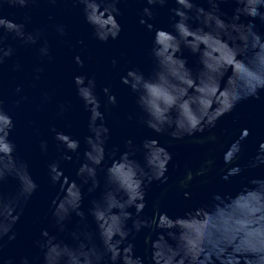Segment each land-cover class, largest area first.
I'll return each mask as SVG.
<instances>
[{
	"label": "clouds",
	"instance_id": "clouds-1",
	"mask_svg": "<svg viewBox=\"0 0 264 264\" xmlns=\"http://www.w3.org/2000/svg\"><path fill=\"white\" fill-rule=\"evenodd\" d=\"M11 2L24 5L27 0ZM79 3L83 5L84 18L98 40L106 42L119 37L122 31L117 19L120 0H79ZM166 3L168 0H146L147 6L142 9L144 16L140 19V23L153 33L150 48L153 71L145 75L138 68H128L120 80L136 94V104L145 114L143 123L147 128L155 133L167 132L172 139L194 137L206 127H214L218 118L231 111L238 102L249 97L259 98L261 90H264V56L257 60V47L264 51V33L258 32L251 21L247 24L238 22L241 14L264 21V0H237L231 20L224 18L219 0H207L208 8L195 0H174L175 6L170 9L171 30L155 27L150 22L154 13L149 6H164ZM0 27L14 32L24 42L35 43L38 36L26 34L23 24L2 16ZM58 31L63 33V26H58ZM241 32L244 35H236ZM228 41H231V47ZM205 45H218L225 49L227 55L223 56V62L209 63L207 57L211 53L206 51ZM184 49L197 56L200 67L195 73L187 64ZM12 51L10 46L0 47V62ZM39 51L47 55L46 42ZM75 60L83 64L79 55ZM241 61L251 65L253 70L247 73L242 83L235 80L229 87L227 82L235 74L228 66L235 63L240 68ZM116 62L114 58L112 63ZM74 83L77 95L89 112L91 134L84 138L87 145L83 152L85 159L76 169L79 183L65 175L58 162L47 166L51 182H59L63 193L58 201H52L55 205L53 216L61 229L64 227L62 222L72 213L82 219L85 217L81 208L82 188L88 185L87 191L92 192L100 186L97 166L105 161V144L110 137L105 112L101 110V100L95 92V79L80 74L74 76ZM102 91L106 96L103 103L105 109L117 103L116 94L109 86H104ZM13 127L12 116L0 108V181L14 174L20 180V193L27 198L39 185L28 173L26 164H17L14 157L16 145L10 139ZM53 131L55 139L68 152L78 151L81 144L79 138L55 128ZM248 134L249 130L243 128L239 138L223 152L222 179L228 180L242 171L236 161L241 152L240 141ZM206 139L215 140L216 136L210 134ZM125 145L126 150L119 152L118 156V149L112 152L110 163L103 168L105 187L88 208V215L96 225L95 236L102 248L94 242L92 232H85L84 239L72 233L76 241L73 246L42 229L41 235L47 238L40 244L45 249L44 264H146V261L147 264H264V177L251 178L238 191L227 196L214 193L210 209L199 207L183 215H169L157 204L149 220L140 215L146 206L147 186L153 181L165 183L169 179L166 173L172 153L157 138L146 137L140 144L143 153L141 163L134 158L136 149L131 138L125 141ZM40 147L46 151L47 141H41ZM64 158L70 160L72 157L65 153ZM212 164L213 159H207L195 173L188 169L178 181L180 188L187 189L193 176H202ZM258 164H264V140L259 142L252 166ZM183 194L185 197L190 195L188 191ZM133 208L134 213L130 211ZM19 216L16 197L0 196V237L6 234H9V239L15 237L11 229ZM200 216L206 218L197 220L196 217ZM129 220L131 227L128 226ZM142 228L149 229L144 237V256L136 254L134 244L128 239L130 234L135 236ZM7 264H12V261H7ZM20 264L31 262L24 256Z\"/></svg>",
	"mask_w": 264,
	"mask_h": 264
},
{
	"label": "water",
	"instance_id": "water-1",
	"mask_svg": "<svg viewBox=\"0 0 264 264\" xmlns=\"http://www.w3.org/2000/svg\"><path fill=\"white\" fill-rule=\"evenodd\" d=\"M195 2L205 8L209 7L207 0ZM236 2L237 0H219L225 19H232ZM145 6L146 0H120V15L117 19L122 25V31L117 39L102 42L94 36L91 25L86 22L83 5L79 0H27L24 5L11 0H0V16L23 24L26 34H38L35 43L24 42L14 32L0 27V47L10 46L13 49L12 54L0 62V108L13 118L14 127L10 130V139L16 145L14 157L17 164H26L28 173L39 185L34 193L25 198L20 193V180L17 176L9 175L0 181V196L16 197L17 211L20 214L19 220L11 229L15 237L9 239V234L0 237V264H7L9 260L12 264H20L21 257L24 256L30 259L31 264H44L45 249L40 244L47 238L41 235L42 229H47L57 240L73 246L76 241L72 233L75 232L84 239L85 232H92L94 242L102 248L95 236L96 225L88 215V208L93 199L100 197L105 187L104 166L110 163L114 150L118 149L117 156L119 152L126 150L125 141L128 138L132 139L136 149L134 158L141 163L143 153L140 144L146 137L157 138L172 153L166 173L169 179L165 183L153 181L147 186L146 206L140 214L141 218L150 220L157 204L169 215H183L186 211L199 207L210 209L214 193L227 196L238 191L251 178L264 177V164L252 166L259 142L264 140V90H261L259 98L249 97L238 102L231 111L218 118L214 127H206L194 137L172 139L167 132L155 133L143 123L146 117L136 104V94L121 82L120 77L128 68H138L145 75H149L154 69V61L150 55L153 33L140 23ZM174 6V0H168L164 6H149L154 13L150 22L155 27L171 30L170 9ZM250 21L255 24L258 32L264 33V21L258 17L241 14L238 22L247 24ZM58 26H63V33L58 31ZM236 35L242 36L244 33ZM45 42L47 55L39 51L45 46ZM228 43L231 47V41ZM205 49L211 53L207 59L212 64H216L218 60L223 62V56L227 55V51L218 45H205ZM257 53V60L264 56V51L259 47ZM77 55L83 60L82 65L76 62ZM183 55L187 57L188 66L195 73L200 67L197 56L187 49H184ZM114 58L117 61L115 64L112 63ZM228 67L235 74L227 82L229 87L235 80L242 83L247 73L253 70L251 65L243 61L240 68L235 63ZM80 74L93 77L96 81L95 92L101 100V110L105 112L110 137L105 144V161L97 166L100 186L92 192L87 191L88 185L82 188L81 208L85 217L82 219L72 213L70 218L62 222L64 227L61 229L53 216L55 205L52 201H58L63 193L59 182H51L47 166L56 161L65 175L80 182L76 177V169L85 159L83 152L87 145L84 138L91 134L88 128L89 112L77 95L74 83V76ZM104 86H109L117 97V103L108 105L107 109L103 107L106 99L102 91ZM53 128L79 138L81 144L78 151L68 152L55 139ZM243 128H247L249 134L240 141L241 152L236 161L242 171L224 180V173L221 172L224 168L223 152L239 138ZM210 134H214L216 139H206ZM41 141H47L46 151L41 150ZM65 153L72 158L65 159ZM207 159H213L208 171L202 176L194 175L188 188L181 189L178 181L187 170L191 169L195 173ZM184 191H188L190 195L185 197ZM220 207L224 208V205ZM130 211L135 212L134 208ZM205 218L196 217L197 220ZM128 226L131 227V220L128 221ZM148 231L149 229L142 228L135 236L129 235L128 239L134 244L138 255H145L144 237Z\"/></svg>",
	"mask_w": 264,
	"mask_h": 264
}]
</instances>
